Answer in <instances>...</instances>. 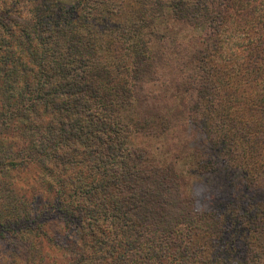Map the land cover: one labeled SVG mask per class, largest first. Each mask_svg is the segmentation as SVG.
Returning <instances> with one entry per match:
<instances>
[{
  "label": "trees",
  "instance_id": "16d2710c",
  "mask_svg": "<svg viewBox=\"0 0 264 264\" xmlns=\"http://www.w3.org/2000/svg\"><path fill=\"white\" fill-rule=\"evenodd\" d=\"M235 1L222 0L223 11L231 14ZM108 2L64 8L53 0H0V167L34 186L29 199L0 178V224L23 226L32 243L47 239L74 264H232L199 257V245L192 251L184 243L182 226L196 219L213 236L224 227L196 210L190 181L177 168L184 154L192 160L226 146L216 134L226 114V86L215 79L221 71L209 67L208 76L197 70L183 85L151 88L155 71L146 53L165 7L171 21L187 22L213 0H133L137 21L130 23L121 22V6L101 10ZM243 16L258 36L248 42L264 47L256 31L264 33V15L257 23ZM221 18L210 33L221 35ZM206 39L205 49H214ZM253 48L244 67L258 80L264 48ZM206 58L216 63L212 51ZM182 132L194 135L183 142ZM190 163L198 171L214 165ZM49 215L59 220L57 234L47 229ZM247 221L264 241V203ZM257 250L247 248L244 264H264V246Z\"/></svg>",
  "mask_w": 264,
  "mask_h": 264
},
{
  "label": "rangeland",
  "instance_id": "374dc122",
  "mask_svg": "<svg viewBox=\"0 0 264 264\" xmlns=\"http://www.w3.org/2000/svg\"><path fill=\"white\" fill-rule=\"evenodd\" d=\"M53 1L64 8L77 2V0ZM107 1L108 4L101 7V10L106 8L114 10L112 6L115 5L117 8L121 6L122 14L119 16L121 22L137 21L135 20L137 7L133 5V0ZM223 10L222 0H213L208 4L207 10L196 12L198 17H189L187 22H173L166 12L169 11L168 8L165 7L162 17L157 15L155 18L153 23L155 34L149 39L146 53L150 58L151 68L155 71L149 83L151 88L175 86L178 82L183 85L182 78L186 79L187 75L197 70L199 74L201 70L202 75L208 76L209 67L214 69V66H217L221 71L215 79L216 82H224L223 85L226 86V89L221 87L225 90L223 94L219 89L220 95L225 98L223 104L226 106V114L224 122L218 126L223 130L216 131V134L224 139L226 146L220 145L221 150L208 149L206 155L201 153L192 160L184 154L178 161L177 168L190 181L196 210L219 219L224 232L221 236H213L205 220L199 218L187 224L190 226H182V235L184 243L190 250L193 251L198 245L201 247L199 257L206 259L218 257L232 264H244L248 247L253 246L260 252L264 246L263 239L254 237L250 232L247 221L257 216L264 203V133H258L264 129V126H259L258 118L264 117V78L254 80V75L245 71L244 64L249 58V49L264 47L254 45L258 36L252 35L246 23L250 21L243 15L247 13L255 23L259 22L260 16L264 15V0H237L233 4L231 14ZM204 11L210 18H204L206 17ZM221 15L226 24L221 28V35L219 31L210 33L217 27L220 28ZM112 18L109 16L108 20L112 21ZM101 22L102 19H99L100 25ZM256 31L259 36L264 37L260 29L256 28ZM206 37L209 39V45L215 43L214 49H205ZM219 39L220 45L216 46ZM251 39L254 40V44L248 42ZM260 44L264 46V43ZM209 51L216 55L215 64H210L206 58ZM232 56L234 62L229 64L228 59ZM106 59L109 61L107 56ZM126 61L130 63L128 58ZM207 61L209 65L206 64ZM242 65L244 70L241 77L237 74L238 72L242 74ZM130 76L131 74L124 78L130 80ZM230 103H233L232 107L229 106ZM257 104L263 106L259 114ZM192 135L194 133L182 132L181 137H184L182 141L192 139ZM170 157L171 154L166 155V158ZM199 158L202 161H210L214 164L213 167L207 171L192 168L190 162L199 161ZM0 178L9 180L19 193L26 192L31 199L34 186L29 178L24 176L20 178L17 171L11 172L6 167H0ZM47 219L50 222L47 229L57 234L59 220L54 215H49ZM18 228L5 225L4 229L3 224H0V264H74L69 256L64 255L47 239L41 245H37L32 243L27 233L21 232L23 226ZM36 248H39L37 252L34 251ZM262 254L264 256V252ZM169 264H173L171 259Z\"/></svg>",
  "mask_w": 264,
  "mask_h": 264
}]
</instances>
